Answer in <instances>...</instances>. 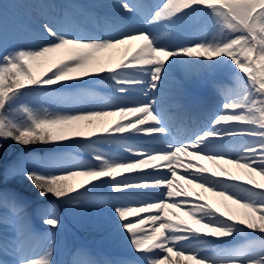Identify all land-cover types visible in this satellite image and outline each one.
I'll list each match as a JSON object with an SVG mask.
<instances>
[{"label": "snow or ice", "instance_id": "6c2138e0", "mask_svg": "<svg viewBox=\"0 0 264 264\" xmlns=\"http://www.w3.org/2000/svg\"><path fill=\"white\" fill-rule=\"evenodd\" d=\"M29 2L36 8L20 25L25 40L11 45L0 3V203L26 216L27 204L8 187L14 180L76 208L107 189L108 222L135 259L104 264H264V0H119L111 5L118 18L92 30L49 16L50 9L83 5ZM197 19L211 38L184 33ZM161 32L172 36L161 40ZM125 45V55L114 58ZM177 64L226 68L227 81L235 82L182 137L162 111ZM95 86L109 94L88 91ZM34 96L51 106H30ZM9 143L56 151L12 157ZM100 145L116 146L117 154ZM73 147L88 159L59 151ZM169 209H181L191 222ZM41 219L50 229L62 227L56 215ZM21 251L16 264H56L52 244L39 258Z\"/></svg>", "mask_w": 264, "mask_h": 264}, {"label": "rangeland", "instance_id": "374dc122", "mask_svg": "<svg viewBox=\"0 0 264 264\" xmlns=\"http://www.w3.org/2000/svg\"><path fill=\"white\" fill-rule=\"evenodd\" d=\"M48 2L54 3L58 6L76 4L87 6L89 5L90 7H92V5L90 4H95L98 6L102 3H95L89 0H82L81 4L76 0H48ZM0 3H3L2 20L5 42L10 45L17 42H23L25 40L26 34L21 31L20 25L26 24L28 22L29 13L36 8V5L29 2V0H0ZM112 8L113 7H111V9ZM52 10H56L58 12H54ZM64 13H67V17L64 16ZM86 13L89 12H87L85 8L80 11L79 8L72 7H58L49 10V16L57 15L52 17V19L54 18V20H64L66 18L74 27L85 30H92L98 22H101V19L91 17L90 15H86ZM184 28L192 30L193 32H196V34L205 32V35L208 36V38H211V36L208 35L207 25L203 20L197 19L191 21L190 23L185 25ZM212 35H215V33H213ZM20 36L22 37V39ZM35 39L36 38L33 37L31 42H35ZM159 39L166 40L161 36H159ZM117 53V55L120 56V51ZM117 55L115 58L118 59ZM203 70L207 69H188L181 64L174 65L170 70L167 83L165 85V88L163 89L162 111L165 114L172 112L170 118H167L168 121L171 120L173 113L175 116L186 115L187 117L186 120L183 121V124H186V127H190L187 132L191 128L201 123L204 111L208 109H217L218 106L223 103V93L232 88L235 83L234 80L229 82L227 81V79L222 80L219 77L212 75L208 78V83H206L205 87L197 88L193 85V79H195ZM219 81L225 82L223 84H219ZM88 91L95 93L97 96H105L109 94V90L104 86L91 87L88 89ZM29 101L30 106L35 108L51 106L50 103L45 100V98L38 96L30 97ZM183 103H185V105H183ZM188 103L195 110V112H192L193 114L186 112ZM204 106H207L208 108L204 109ZM197 108H201V111L199 113H197ZM108 119L110 121H114L116 118L112 117ZM98 147H101L103 151H110L113 154H117L115 151L116 146L114 145H100ZM24 152L28 151L11 150L10 152H8V154L14 157L17 154ZM29 152H32L37 157H39L35 150ZM61 153L73 156L79 160L88 159L87 151L75 147L71 149H61ZM40 157L42 156L40 155ZM192 159L198 160L199 163H202L207 167H212L209 161L199 159L197 157H192ZM177 180L180 184H183L185 188L189 187L183 180L179 178V175L177 176ZM196 191H199V189H196ZM15 192L18 193L20 198L27 204V208L25 216L23 214L14 213L9 206L0 203V238H2V240L4 241L2 248H0V259H3L6 264H16L17 260L22 254L21 250H26L34 258H39L44 254L49 244H52L54 248V260L56 261V264H80V262L83 260H95L103 264V255L100 252V249L98 247H93V250H88V248H86L84 244L79 245L78 247H85V251H70L66 259L67 261L65 262V260L56 253L55 229H50L42 222L41 217L45 214L56 215L59 218H61L60 216H64L70 222V224L73 225L75 232L80 240H84L85 238L83 230L89 227H94L97 231H102L103 233L101 234H105L109 237V239H113V245L119 247L117 248V250H129L126 245V241L120 237H117L113 233L111 225L108 222L106 201L109 193L107 189H101L97 192L92 193L82 202V204L78 208L72 207L66 203L59 204L54 199H44L40 196L34 199L18 191ZM209 202H215V198H211L210 194ZM61 207H63L64 209L63 212H61L60 210ZM171 212H176L181 219L191 222L190 218L185 215L184 211H182L181 209H169V214H171ZM37 234H40L38 238ZM243 242L246 243L247 241ZM105 246L109 248L112 245L105 244ZM93 254H95L96 256H94ZM170 255L172 260L177 259L174 254ZM111 257L110 255H108L107 258L103 257V259L105 261H112L117 256L115 255L114 257ZM134 259L135 257L130 253L129 250V256L125 261H132Z\"/></svg>", "mask_w": 264, "mask_h": 264}, {"label": "trees", "instance_id": "16d2710c", "mask_svg": "<svg viewBox=\"0 0 264 264\" xmlns=\"http://www.w3.org/2000/svg\"><path fill=\"white\" fill-rule=\"evenodd\" d=\"M216 70L217 71H215L216 72L215 74L217 76H222V75L227 74L226 68L216 69ZM209 75H210L209 71L201 72V74H199L195 79H193V85L202 86L207 81ZM5 147L8 150V152H10L11 150H15V151H20V150L24 151L25 150L28 152L35 150V152L41 154L42 156H44L45 153H50L51 151H53L52 149H49L46 146H34L32 148H29V149H24L18 145L11 144V143L7 144ZM8 186L10 188H12L13 190H17V191H19L25 195H28L34 199L39 197L38 191L34 187H32L31 184L27 180H14V181L10 182V184ZM46 198L47 199H54L59 204H64V202L57 200L56 198L52 197L51 195H49ZM60 209H63V207H61ZM60 217H61L60 219L62 221V227L59 228L58 230L55 229L56 253H57V255H60L61 258H63L66 262L67 261L66 259L68 257V253L70 251H74V252H79V251L82 252L83 251L81 249V247H78L79 243H81L83 241H81L78 238L73 225H71L70 222H68L64 216H60ZM83 231H84L86 238H88V239L90 238V239L94 240L96 242V244L103 246L107 250L116 251L117 253H119V255H118L119 257H117L113 261H122V259L125 256V251L124 250L123 251L117 250V248H119V247L116 245H113V242H114L113 239H109V237L106 236L105 234H101L103 232L97 231L94 227H89ZM105 244H110L112 246L107 248L105 246Z\"/></svg>", "mask_w": 264, "mask_h": 264}, {"label": "bare ground", "instance_id": "6f19581e", "mask_svg": "<svg viewBox=\"0 0 264 264\" xmlns=\"http://www.w3.org/2000/svg\"><path fill=\"white\" fill-rule=\"evenodd\" d=\"M89 1H92V2H95V3H100V2H102L101 4H99L98 6L97 5H94V4H90V5H92V7H94V8H97V7H100L101 9H100V14H101V16H102V14L103 13H108L109 11H113V12H117V10L113 7L112 9H111V5H115V4H117L119 1H116V0H101V1H99V0H89ZM97 1H99V2H97ZM140 2H142V3H149V2H152V0H140ZM59 4V3H58ZM31 5V4H30ZM33 5V4H32ZM108 5H109V7H108ZM24 6V5H23ZM22 7V6H21ZM27 9V8H26ZM54 12H58V11H56V10H53ZM14 13V12H13ZM118 13V12H117ZM18 15V14H17ZM52 15H53V13H52ZM113 16H115L116 18H118V16H119V14H116V13H113L112 14ZM54 16H57V15H54ZM53 16V17H54ZM14 17V16H13ZM19 19V18H18ZM17 19V20H18ZM54 19V18H53ZM16 20V21H17ZM137 20H138V17H132V18H130L129 19V23H133V24H135L136 22H137ZM104 22H100V24H103ZM183 31H185L184 29H183ZM21 32V31H20ZM161 33H164V32H161ZM161 33H159V34H161ZM171 33V32H170ZM184 33H186V34H189V35H193V31L192 30H190L189 32H184ZM19 34V33H18ZM158 34V35H159ZM20 35V34H19ZM25 35V34H24ZM21 37V36H20ZM21 39H22V37H21ZM31 42V41H30ZM138 43L139 42H134L133 43V45H132V47H131V50L128 52V55H131V52L132 51H134L135 50V48L137 47V45H138ZM128 46L127 45H125V46H122L121 47V49L119 50L120 51V56H124L125 55V48H127ZM118 53H116V55H117ZM102 55H104V56H107L108 54L107 53H103ZM116 55H115V57H116ZM118 56V55H117ZM120 56H118V58L120 57ZM114 57V58H115ZM190 104L188 103V105L187 106H189ZM200 110H201V108H199ZM172 124H173V129H177V132L178 133H180L181 135H180V137H182V136H184L186 133H187V129H186V126H183V125H181V124H179L178 122H176V121H174V120H171L170 121Z\"/></svg>", "mask_w": 264, "mask_h": 264}]
</instances>
